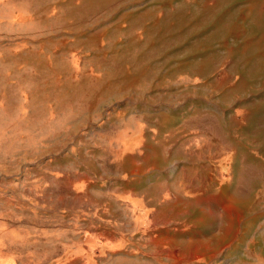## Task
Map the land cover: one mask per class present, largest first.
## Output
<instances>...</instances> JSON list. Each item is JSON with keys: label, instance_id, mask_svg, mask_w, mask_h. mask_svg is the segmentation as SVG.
Returning <instances> with one entry per match:
<instances>
[{"label": "rangeland", "instance_id": "1", "mask_svg": "<svg viewBox=\"0 0 264 264\" xmlns=\"http://www.w3.org/2000/svg\"><path fill=\"white\" fill-rule=\"evenodd\" d=\"M0 264H264V0H0Z\"/></svg>", "mask_w": 264, "mask_h": 264}]
</instances>
